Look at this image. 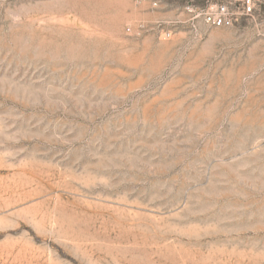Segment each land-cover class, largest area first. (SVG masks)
<instances>
[{
    "label": "rangeland",
    "instance_id": "obj_1",
    "mask_svg": "<svg viewBox=\"0 0 264 264\" xmlns=\"http://www.w3.org/2000/svg\"><path fill=\"white\" fill-rule=\"evenodd\" d=\"M246 1L0 0V264H264Z\"/></svg>",
    "mask_w": 264,
    "mask_h": 264
},
{
    "label": "built area",
    "instance_id": "obj_2",
    "mask_svg": "<svg viewBox=\"0 0 264 264\" xmlns=\"http://www.w3.org/2000/svg\"><path fill=\"white\" fill-rule=\"evenodd\" d=\"M136 1H137V3H144L147 0H136ZM220 10H221V12H224L225 9L222 7ZM246 10L250 11L249 0L246 1ZM206 21L208 23H211L215 27L229 26L230 25V22L228 20H226L225 18L221 17L220 15L215 16V17L208 16Z\"/></svg>",
    "mask_w": 264,
    "mask_h": 264
}]
</instances>
